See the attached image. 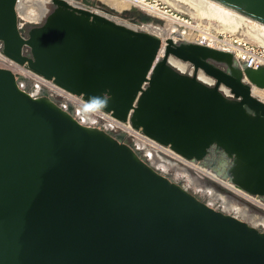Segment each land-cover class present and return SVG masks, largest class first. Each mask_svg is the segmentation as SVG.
I'll return each mask as SVG.
<instances>
[{"label": "water", "instance_id": "water-1", "mask_svg": "<svg viewBox=\"0 0 264 264\" xmlns=\"http://www.w3.org/2000/svg\"><path fill=\"white\" fill-rule=\"evenodd\" d=\"M20 1L0 0L6 57L186 159L225 153V178L264 196V101L253 94L264 67L242 69L230 52L130 27L83 0H51L25 34L20 19L40 21L25 19ZM201 1L264 28V0ZM0 264H264V231L0 68Z\"/></svg>", "mask_w": 264, "mask_h": 264}, {"label": "built area", "instance_id": "built-area-1", "mask_svg": "<svg viewBox=\"0 0 264 264\" xmlns=\"http://www.w3.org/2000/svg\"><path fill=\"white\" fill-rule=\"evenodd\" d=\"M122 1H127L130 5L129 8L133 7L150 16L169 20L170 23L166 30L168 32L171 27H175L177 33H172L174 35L172 39L175 41L196 43L230 52L233 54L237 65L242 69L244 66L252 69L264 67V45L262 44L246 41L235 34L217 33L200 23L180 17L172 13L161 0ZM158 11L160 13L164 12L166 17L156 13ZM173 14L178 16V19L174 22L169 18ZM185 63H187V67L182 71L192 75L195 71L194 66L191 63ZM0 68L14 73L18 77L21 88L29 91L27 84L31 83L34 86V91L47 92L62 109L68 110L69 106H71L72 114L80 124L101 128L113 134L119 133L125 135L126 142L134 150L138 151L147 162L151 163L154 168L161 171L174 169L176 177L192 188L195 193L202 195L211 207L235 213L233 210L224 208L225 204L223 202L225 201L226 203L240 205L246 208L250 214L255 215L256 218L264 219V200L260 196L249 194L236 187L228 179H223L211 169L204 167L201 161L186 159L173 151L169 146L162 145L145 135L141 130L135 129L129 121L123 122L116 119L112 114L97 108L81 96L62 89L52 81L32 72L26 66L16 63L2 53L1 44ZM199 71L197 74L200 78ZM207 78L208 80H205L206 83L210 85L215 84L213 78L209 76ZM221 87L225 93L230 94L229 89L224 86ZM211 195L218 196L220 200H211ZM259 227L264 228V225H260Z\"/></svg>", "mask_w": 264, "mask_h": 264}, {"label": "bare ground", "instance_id": "bare-ground-1", "mask_svg": "<svg viewBox=\"0 0 264 264\" xmlns=\"http://www.w3.org/2000/svg\"><path fill=\"white\" fill-rule=\"evenodd\" d=\"M100 1L104 2L105 4L111 6V7L115 8L119 11L127 9L130 7V5L127 1H122V0H119L120 2L117 0H100ZM176 1L184 2L186 4H189L191 7H194L195 10L197 9V12L200 16L207 17L209 19L217 20L218 22L221 23V26H223L222 29L224 32L225 31L236 32L240 29L246 28L247 32L250 33V37L256 39L258 42H260L261 44L264 45V28L256 26L253 22H251L249 19H247L245 17H242L240 15L231 14V13H226V12H223L221 10L215 9V8L209 6L208 4L204 3L201 0H176ZM29 2H31V0H29ZM48 2H49V0L36 1V2H34V4H36L37 9H31L29 11H27V9L30 5L27 3L23 4L24 5V7L22 8L23 17H25V19H30V20H40L47 12L46 5ZM163 2L168 4L169 6L173 7L177 11L178 4L174 3L173 0H164ZM71 3L73 5H77L74 2H71ZM175 7H177V8H175ZM156 13L160 14L163 17L165 16L164 12L160 13L158 11ZM169 18L171 19L172 22H174V21H176V19H178V16L173 15V16H170ZM165 30H166V28H165ZM172 33H174V34L177 33V30L175 29V27L170 28V30L166 33L168 35L167 37L171 38V39L174 38V35ZM170 62L172 63V65H174L176 68H178L180 70H184L187 67V63H185V62H183L177 58H174V57L170 58ZM199 76L203 80H208L207 76L202 71H199ZM253 94L256 96H259L260 97L259 99L264 101V90H257L256 88H253ZM230 188H232V187H230ZM210 199L211 200H213V199L220 200V198L218 196H215V195H211ZM223 203L225 204L224 208L233 210L235 212L236 216H239V217L241 216L245 219H249L250 221H253V224L255 226L264 225V219H258L256 217H254L253 215H251L246 210V208L241 207L240 205L233 204V203H226L225 201Z\"/></svg>", "mask_w": 264, "mask_h": 264}, {"label": "rangeland", "instance_id": "rangeland-1", "mask_svg": "<svg viewBox=\"0 0 264 264\" xmlns=\"http://www.w3.org/2000/svg\"><path fill=\"white\" fill-rule=\"evenodd\" d=\"M36 1H39V0H36ZM36 1L35 0H31V2H29V0H21L20 1V4H19L21 13H22V8L24 7L23 4H26V3L30 5L28 7L27 11H29L31 9H37L36 4H34V2H36ZM117 1H119V0H117ZM173 1H174V3H177L178 4L177 11L173 7L169 6L168 4H166L164 2H163V4L166 5V6H168V9L171 10L172 13L177 14L180 17H183V18L188 19L190 21H195L197 23H200V24H202V25H204V26L212 29L213 31H215L217 33H225L227 35L228 34H235L236 36H238L240 38H243L246 41H250V42H253V43H259V44H261L256 39L250 37V33L247 32L246 28L245 29H240V30H238L236 32H229V31H225L224 32L223 29H222L223 26H221V23L218 22L217 20H215V19H209L207 17L200 16L198 14V12H197V9L195 10V8L194 7H191L189 4H186V3L180 2V1H176V0H173ZM100 2H102V1H100ZM77 3L78 2H76V4ZM102 3L105 4L104 2H102ZM78 4L79 5H82V6H88L90 8L96 9L100 13L105 14V15H108V16L112 17L113 19H115V20H117V21H119L121 23H124V24H126V25H128L130 27L137 28V29L143 30V31H148V32H151L153 34H156V35H159V36L161 35V36H164L165 38H168L167 37L168 35L166 34L167 33V30H165V28L168 27V24L170 23V21L167 20V19H165V18H163V20H162V18H156V17L150 16V15H148V14H146V13L138 10L140 13H143L144 15H146L147 17H149L150 20H147L145 22H134V21H131V20H128V19H124V18L120 17L117 14L109 13V12L101 9L100 7H97V6L93 7V6L87 5L83 1L81 3H78ZM105 5H107V4H105ZM107 6L110 7V8H112V9H114L118 13H122L125 10L134 9L133 7H131V8H127V9H124V10L119 11V10H117V9L109 6V5H107ZM46 8H47L46 14L40 20H34V21H37V22L38 21H41V20L44 21L45 17L53 10L54 6L52 5L51 0H49V2L47 3ZM175 8H177V7H175ZM253 88H256L257 90H262V89H259L257 87H253ZM256 97L257 98H260L259 96H256ZM228 210H230V209H228ZM230 213H232V212H230ZM232 214L235 215V213H232ZM253 216L256 217L255 215H253ZM237 217H239V216H237ZM239 218H241L244 221L248 222L249 224L255 226L253 224V221H250L249 219H245V218H243L241 216ZM255 227H259V226L257 225ZM261 230L264 231V228L261 227Z\"/></svg>", "mask_w": 264, "mask_h": 264}, {"label": "flooded vegetation", "instance_id": "flooded-vegetation-1", "mask_svg": "<svg viewBox=\"0 0 264 264\" xmlns=\"http://www.w3.org/2000/svg\"><path fill=\"white\" fill-rule=\"evenodd\" d=\"M42 20L40 22H38V24H32V23H28L26 21H24L23 19H20V29L21 32L23 33H27L29 31V29H31L34 26L40 25L42 24ZM29 51L25 50V54H28ZM223 69L224 67L221 66ZM205 81V80H204ZM27 88L28 90L33 94V96H41L43 92L41 91H34V86L31 83L27 84ZM141 156V155H140ZM142 157V156H141ZM143 158V157H142ZM144 159V158H143ZM145 160V159H144ZM146 161V160H145ZM231 160L226 156L225 153L217 151L216 149H211V151L208 153V155L205 157V159L203 161H201V164L204 167H207L209 169H211L213 172H215L219 177L223 178V179H227L224 176V172L225 170L231 165ZM149 163V162H148ZM151 164V163H149ZM156 169V168H155ZM158 170V169H156ZM159 172L166 174L170 177L171 180L178 182L180 184H182L185 188H187L191 193L197 195L198 197H200V199L204 202L207 203V201L205 200V198L200 195L197 194L193 191L192 188L188 187L182 180L178 179L174 173V169H169L168 171H161L158 170ZM260 198H262L264 200V196H260ZM208 204V203H207ZM209 205V204H208ZM214 208V207H213ZM218 209V208H215ZM221 210V209H219ZM224 211L226 213H229L231 215H234L230 212H228L227 210H221ZM235 216V215H234ZM241 219V218H240ZM261 229V227H258Z\"/></svg>", "mask_w": 264, "mask_h": 264}, {"label": "trees", "instance_id": "trees-1", "mask_svg": "<svg viewBox=\"0 0 264 264\" xmlns=\"http://www.w3.org/2000/svg\"><path fill=\"white\" fill-rule=\"evenodd\" d=\"M83 2L85 4L93 6V7H95V6L100 7L101 9H103L109 13L117 14L124 19H128V20H131L134 22H145L147 20H150L149 17H147L143 13H140L137 9L125 10L122 13H118L117 11H115L114 9L103 4L99 0H83Z\"/></svg>", "mask_w": 264, "mask_h": 264}]
</instances>
